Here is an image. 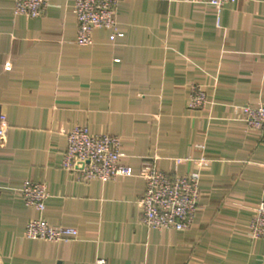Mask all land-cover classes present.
Instances as JSON below:
<instances>
[{
  "label": "crops",
  "instance_id": "crops-1",
  "mask_svg": "<svg viewBox=\"0 0 264 264\" xmlns=\"http://www.w3.org/2000/svg\"><path fill=\"white\" fill-rule=\"evenodd\" d=\"M74 0H51L40 16L14 13L0 0V264H264V238L250 222L264 199V141L240 114L264 103V0H236L220 21L207 0H121L124 32L98 27L76 42ZM204 82L208 110L187 107ZM74 124L122 137L132 174L83 181L62 166ZM167 172L196 171L176 157L205 156L200 205L181 230L140 220L139 176L148 156ZM26 180L50 192L44 216L79 237L67 242L25 235L38 214L20 190Z\"/></svg>",
  "mask_w": 264,
  "mask_h": 264
},
{
  "label": "built area",
  "instance_id": "built-area-1",
  "mask_svg": "<svg viewBox=\"0 0 264 264\" xmlns=\"http://www.w3.org/2000/svg\"><path fill=\"white\" fill-rule=\"evenodd\" d=\"M74 10L78 22L76 42L90 45L98 27L111 29L110 38L115 40L124 32L117 23L118 5L121 0H74ZM236 0H207L220 21L222 9ZM51 0H15L14 13L31 17L42 15L50 6ZM211 99L204 82H194L189 89L187 107L191 111L208 110ZM240 114L248 124L262 134L264 141V103L243 104ZM8 121L0 115V143L7 139ZM67 135L62 166L74 172L83 181L99 180L112 182L120 176L132 174L130 166L121 162L122 137L110 133H93L88 125L74 124ZM158 155L152 154L144 161L139 176L145 182V192L137 199L140 220L150 229L181 230L190 227L200 205L201 169L208 163L205 156L192 158L190 155L176 157L175 162L182 164L192 161L196 171L180 172L178 169L167 172L157 165ZM26 203L38 214L33 215L26 224L25 235L46 241L67 242L79 237L74 226H54L43 212L50 195L45 182L26 180L20 190ZM249 233L253 238H264V199L257 204L250 222ZM96 264H107L99 258Z\"/></svg>",
  "mask_w": 264,
  "mask_h": 264
},
{
  "label": "water",
  "instance_id": "water-1",
  "mask_svg": "<svg viewBox=\"0 0 264 264\" xmlns=\"http://www.w3.org/2000/svg\"><path fill=\"white\" fill-rule=\"evenodd\" d=\"M1 115V114H0Z\"/></svg>",
  "mask_w": 264,
  "mask_h": 264
}]
</instances>
